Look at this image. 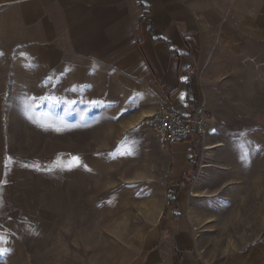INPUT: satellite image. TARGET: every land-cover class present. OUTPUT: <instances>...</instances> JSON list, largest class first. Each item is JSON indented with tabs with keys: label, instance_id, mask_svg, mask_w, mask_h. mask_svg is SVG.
Masks as SVG:
<instances>
[{
	"label": "rangeland",
	"instance_id": "rangeland-1",
	"mask_svg": "<svg viewBox=\"0 0 264 264\" xmlns=\"http://www.w3.org/2000/svg\"><path fill=\"white\" fill-rule=\"evenodd\" d=\"M216 57L223 71L208 73L215 93L194 143L196 172L174 184L170 153L142 114L156 104L138 88L99 85L108 82L100 73L70 86L1 42L0 264H172L183 223L205 264H264V71L244 87L226 69L242 55ZM168 190L181 220L166 211Z\"/></svg>",
	"mask_w": 264,
	"mask_h": 264
},
{
	"label": "crops",
	"instance_id": "crops-1",
	"mask_svg": "<svg viewBox=\"0 0 264 264\" xmlns=\"http://www.w3.org/2000/svg\"><path fill=\"white\" fill-rule=\"evenodd\" d=\"M253 24L259 33L253 34ZM253 35L264 38V0H0V44L34 56L38 71L69 78L70 86H91L100 73L108 82L99 85L138 88L143 102L156 104L143 115L161 103L184 116L207 108L215 93L208 73L223 71L213 65L218 55H242L243 65L239 58L228 60L226 69L250 87L264 71L250 62L253 44L263 54ZM208 59L211 68L204 70ZM186 141L168 149L174 184L196 169V136ZM182 225L172 264H205L194 253L192 230Z\"/></svg>",
	"mask_w": 264,
	"mask_h": 264
},
{
	"label": "built area",
	"instance_id": "built-area-1",
	"mask_svg": "<svg viewBox=\"0 0 264 264\" xmlns=\"http://www.w3.org/2000/svg\"><path fill=\"white\" fill-rule=\"evenodd\" d=\"M208 118L204 107H198L190 116H184L161 103L145 120L148 131L158 144L168 150L185 142L191 135L202 137L207 132Z\"/></svg>",
	"mask_w": 264,
	"mask_h": 264
},
{
	"label": "trees",
	"instance_id": "trees-1",
	"mask_svg": "<svg viewBox=\"0 0 264 264\" xmlns=\"http://www.w3.org/2000/svg\"><path fill=\"white\" fill-rule=\"evenodd\" d=\"M195 172H196V169L193 171L192 174H194ZM190 177H191V175H190ZM167 195H168L167 205H166L167 211L171 210V209L177 211L178 208L180 207V203L177 199V196L174 195L173 192L170 190H168ZM180 218H181V215L179 213H177V212L173 213V219L174 220L178 221Z\"/></svg>",
	"mask_w": 264,
	"mask_h": 264
},
{
	"label": "snow or ice",
	"instance_id": "snow-or-ice-1",
	"mask_svg": "<svg viewBox=\"0 0 264 264\" xmlns=\"http://www.w3.org/2000/svg\"><path fill=\"white\" fill-rule=\"evenodd\" d=\"M183 79H184L185 81L187 80L186 77H184ZM183 98H184V96H183V94H182V95H181V99H183ZM133 131H135V129H134ZM125 139H127V138H125ZM120 154H121V155H131L132 152H131V149H128L127 151L121 152ZM72 159L76 160V161H77V164H76V165H73V166H70V167H69V170H70L71 167H78V166H79V157H73ZM249 162H250V161H249ZM85 167H86V165H85ZM0 203H2V201H0ZM3 253H4V250H3V249H0V255H3Z\"/></svg>",
	"mask_w": 264,
	"mask_h": 264
}]
</instances>
